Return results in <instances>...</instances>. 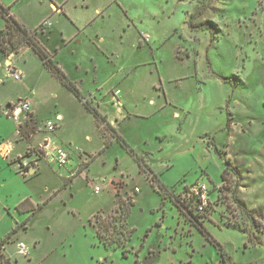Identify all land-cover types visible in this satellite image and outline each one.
Listing matches in <instances>:
<instances>
[{"label":"rangeland","instance_id":"obj_1","mask_svg":"<svg viewBox=\"0 0 264 264\" xmlns=\"http://www.w3.org/2000/svg\"><path fill=\"white\" fill-rule=\"evenodd\" d=\"M30 1L37 5L40 0ZM66 1L79 5L83 0ZM85 1L89 10L77 14L68 8L71 18L97 19L79 39L81 45L71 46L80 54V67H72L69 47L54 60L65 64L64 73L81 90L104 81L106 88L122 90L131 116L118 123V134L144 164L139 166L116 137L96 127L72 92L41 71L33 52L16 58L29 73L23 82L9 77L0 61V103L32 93L38 125L56 122L59 130L50 134L67 149L71 144L74 160L78 155L90 163L66 183L55 173L62 170L58 167L45 163L42 173L23 177L16 164L21 158L8 164L0 155V242L14 254L10 257L0 246L4 261L264 264V0ZM26 2L18 0L14 9ZM95 8L106 13L97 16ZM199 9L205 12L195 23H213L212 41L208 28L189 27ZM94 33L106 39V53H92L87 36ZM143 35L149 43L140 42ZM5 112L4 107L0 145L14 133ZM57 113L64 122L56 120ZM29 120L30 115L24 121ZM223 159L239 171L238 181L231 172L222 181ZM101 183L96 195L93 187ZM159 185L169 191L205 185L207 202L193 207L180 192L187 208L178 206V211L168 195L161 204ZM135 188L140 192L134 194ZM235 199L262 216L246 215ZM194 220L212 239L206 240ZM99 224H105L101 233L111 240L109 246L97 237ZM120 229L134 230L130 240ZM18 244L29 255H18Z\"/></svg>","mask_w":264,"mask_h":264},{"label":"crops","instance_id":"obj_2","mask_svg":"<svg viewBox=\"0 0 264 264\" xmlns=\"http://www.w3.org/2000/svg\"><path fill=\"white\" fill-rule=\"evenodd\" d=\"M17 1L18 0H0V3H2L5 7L9 8L11 16L21 26H23L29 32L33 33V36L36 39V41L46 52L49 53L52 60H54V58L57 57L56 55L59 52L64 51L65 48L69 47L71 49V46L74 48L76 46L81 45L82 41L79 39L81 38L82 35L85 34L86 29L89 28L97 20L93 15L88 20L85 21L84 20L79 21L77 18L70 17L68 8H70L73 12L77 14L81 10L90 9L89 3H87L85 0H83L79 5L71 4V2H68L66 0H47V1L40 0L38 4L35 5L33 1L27 0L24 7L16 11L14 7ZM104 12L106 13L105 9L103 10L99 8L94 9V14H96L97 16L104 15ZM65 21L68 26L66 29H65ZM2 22H3L2 28H0V31L5 30L4 21L2 20ZM87 37H88L87 43L90 46H92L94 50L92 53H96L97 51H100L101 54L106 53V49H104L106 39L102 35L98 36L97 33H94L93 35ZM142 42L145 43L144 41ZM57 44H59V46H57ZM76 50L77 49H71L70 53L72 54H70V58L74 59L72 63V67L74 66L76 69H78L80 67L81 61H80V54ZM32 52L33 51L29 47L22 46L17 53H8L5 56H2L0 54V61L2 62V64L5 66L6 69H7V65L10 63L13 70L20 73L21 75L20 82H23L29 77V73L24 66L20 65V63L18 62L19 59L16 58H22L26 54L28 55L29 53ZM54 61L55 64L58 66V68H60L63 73L66 72L67 74V69L65 68V64L57 62L56 60ZM40 69L42 72L47 73L49 75L50 72L43 66L42 62L40 63ZM105 83H107V81L106 82L104 81L99 85L97 84L93 86L92 89H88V90L87 89L81 90L76 86L82 98L81 99L77 98L73 93L72 96L77 103L84 106V110L86 112L91 114L86 109L85 102L88 103L91 107H94L101 115V117H103L104 123H102V125L98 127V125L95 122L96 127L103 129L107 133H111L113 137H114L113 135V131H114V133L117 136L123 139L118 134L117 126L119 122L125 121L131 116L130 110L127 109V98L125 94L122 92V90H120L115 86H113L112 88H106ZM116 91H118V94L114 95V92ZM32 96L33 94L31 93L30 95L23 96V98L18 99L16 102L9 101L6 102L5 104L0 103L1 109H3L4 107L7 109L9 108L10 105H14L15 103H18L20 101H26L30 105L31 112H30L29 121H24L23 119H21L22 120L21 123L16 124L10 119L13 123L14 133L12 135V139L10 137L9 140L10 142L7 145H10L12 151L7 158H4L7 160L8 164H15L18 158H22L28 153L29 156L26 157V159L32 163L29 169L30 170L29 176H34L42 173V169L44 167L43 165L45 163L48 164L41 156L34 155V152L36 151V149H38L39 145L41 144V142L45 137H49L53 142L66 148L65 145L60 140H58L57 137L51 135L45 130V124L44 127H40L38 125L37 114L35 111L36 106L34 105L33 101L30 99ZM173 115L176 117L178 116V113L174 112ZM55 118L60 123L64 122V117L61 113H57L55 115ZM47 121H51V120L48 119ZM54 123L56 126L55 129L57 128L56 131L59 130L57 123L56 122ZM25 128H27V130L24 132ZM25 134H27L28 136L27 138H25ZM69 147H70L69 149L67 148L66 149L69 152L72 162H70V165L66 168V170L62 169L58 172L57 171L55 172L58 174V176L62 177L64 181L66 180V183L71 182L75 177L81 175L83 171H86L88 169L90 164L89 161L83 159L81 160L80 157H78V155L76 157V160H74L73 158L75 157V154L72 151V149L74 148H72L71 144H69ZM83 163H85L86 166L85 167L83 166L84 168L80 169V165ZM114 168L115 169L118 168L117 163ZM75 173L76 176L72 178ZM111 184L112 181L109 184V186H111ZM137 193L138 192L134 194ZM1 243L3 246L2 247L3 252L5 254L8 253L10 257L13 256L14 254H12V252L9 253V251H6L5 249L6 242L1 241L0 244Z\"/></svg>","mask_w":264,"mask_h":264},{"label":"trees","instance_id":"obj_3","mask_svg":"<svg viewBox=\"0 0 264 264\" xmlns=\"http://www.w3.org/2000/svg\"><path fill=\"white\" fill-rule=\"evenodd\" d=\"M213 2V4L215 3V1L217 0H211ZM204 9H199L193 16L192 19L189 22V27L191 28V30H195V29H200L201 27L204 28H208L211 34V41L215 38V32L216 29L213 25V23L210 20H206L202 22H198L195 23V21L197 20L198 17L202 16L204 14ZM0 18L4 21V27L5 30L0 31V54L2 56L7 55L8 53H17L18 50L22 47V46H27L29 47L33 53L40 59V61L42 62L43 66L51 73L52 76H54L55 78H57L60 83L70 92H72L77 98L81 99V94L79 93L76 85L71 82L66 76L65 74L61 71L60 68H58V66L55 64V62L51 59L50 55L48 52H46L40 45L39 43L36 41V39L33 36L32 32H29L27 29H25L23 26H21L10 14V10L8 7H5L2 3H0ZM215 76H218L216 73H213ZM218 78H220L223 82L225 83H230V78L228 77H220L218 76ZM11 106V105H10ZM85 107L86 109L94 116L95 121L98 125V127H100L102 125V123H104V119L103 117H101V115L98 113V111L94 108L91 107L88 103L85 102ZM0 114H1V109H0ZM228 127V124H227ZM32 130V129H31ZM28 132V131H27ZM113 135L114 137H116L117 141H119L124 147L125 149L128 151V153L131 155V157L135 160V162L140 166L144 164V160L143 157L138 155L132 148H130L128 146V144L121 139L119 136H117L114 131H113ZM27 134H25V138H27ZM28 153L22 157L20 160L25 159L26 157H28ZM223 164H224V169L221 175V179L222 181H225L226 179V175H228L229 172L233 173L236 176L237 181L241 178L239 171L234 168L231 164L229 160H224L223 159ZM19 173V172H18ZM21 174L23 177H27L29 175H25L22 173ZM154 184V183H153ZM160 186V191L159 193H163L162 195V203H164L165 201V197L166 195L170 196L168 200H170V202H174L175 204H177V209L179 211L180 208L182 209H186L187 207L184 206L185 204V200L181 201L179 199V195L178 193L180 192H185L183 194V197L188 200V202L190 203L189 205H192L193 207H198V204L200 206V203H196V201L191 200V199H187L186 195L188 192V188H182L180 191L177 190L176 188H172V190L168 188H166L163 185H159ZM209 199V197H208ZM235 201L239 204V208L246 214H253V215H259L262 216L260 213H257L256 211H248L244 205H242L241 203H239V201L237 199H235ZM134 202L129 203V207L133 206ZM184 204V205H183ZM188 204V203H186ZM180 208H179V207ZM127 214H128V209H127ZM129 217L128 215L126 216V218ZM198 220V219H197ZM197 220H194L196 223L194 225V227L197 228V230L204 235V237L206 238V240L212 239L209 235V233L205 230V228L203 227V225L198 222ZM104 223V222H103ZM105 225V224H103ZM103 225L99 224L98 227L96 228V234L97 237L99 238L100 242L104 245V246H109L111 240L109 239V237L105 234L101 233V228L103 227ZM110 225V223H106V228H108V226ZM123 226H121L122 228ZM104 228V229H106ZM115 228V227H114ZM120 229V234L123 236L124 233H129V236L134 232V230H124ZM14 232V231H13ZM13 232L11 233V235L13 234ZM9 237V236H8ZM5 242V241H4ZM121 241H118V243ZM217 245V244H216ZM0 246H2V243L0 244Z\"/></svg>","mask_w":264,"mask_h":264},{"label":"built area","instance_id":"obj_4","mask_svg":"<svg viewBox=\"0 0 264 264\" xmlns=\"http://www.w3.org/2000/svg\"><path fill=\"white\" fill-rule=\"evenodd\" d=\"M141 42L144 41L145 43H149V36L143 35L141 36ZM7 73L8 76L13 78L15 81H21L20 73L13 70L10 63L7 65ZM118 94V91L114 92V95ZM30 105L26 101H20L14 105L9 106L6 109V117L10 118L14 123L20 124L21 119H26L30 115ZM55 123L53 121H47L45 123V130L48 133H52L55 130ZM11 147L10 145H1L0 146V155L2 158H7L11 154ZM35 156H41L49 165L54 167H58L60 169L67 168L70 165L71 157L69 152L63 146L53 142L49 137H45L41 144L39 145L38 149L34 152ZM32 165L26 158L20 160L17 163L18 172L29 175L30 174V166ZM102 182L104 183L105 180L103 179ZM103 188L102 183L97 184L93 187L94 193L97 195L101 192ZM135 192H139L138 188H135ZM187 199H195L196 203H200V206L205 205L207 202V188L205 185H197L188 188V192L186 195ZM17 254L21 256L29 255L28 248L23 244L17 245Z\"/></svg>","mask_w":264,"mask_h":264},{"label":"flooded vegetation","instance_id":"obj_5","mask_svg":"<svg viewBox=\"0 0 264 264\" xmlns=\"http://www.w3.org/2000/svg\"><path fill=\"white\" fill-rule=\"evenodd\" d=\"M125 239L128 241L130 240V236H129V233L125 236ZM126 241V242H127ZM0 264H8L6 263V261H4V259L2 258V256L0 255Z\"/></svg>","mask_w":264,"mask_h":264}]
</instances>
